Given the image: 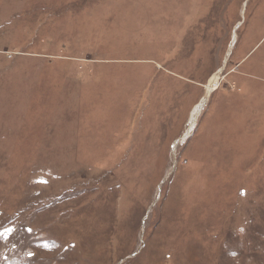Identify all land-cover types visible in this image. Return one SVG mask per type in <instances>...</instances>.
I'll use <instances>...</instances> for the list:
<instances>
[{
  "label": "rangeland",
  "instance_id": "374dc122",
  "mask_svg": "<svg viewBox=\"0 0 264 264\" xmlns=\"http://www.w3.org/2000/svg\"><path fill=\"white\" fill-rule=\"evenodd\" d=\"M0 264H264V0H0Z\"/></svg>",
  "mask_w": 264,
  "mask_h": 264
},
{
  "label": "bare ground",
  "instance_id": "6f19581e",
  "mask_svg": "<svg viewBox=\"0 0 264 264\" xmlns=\"http://www.w3.org/2000/svg\"><path fill=\"white\" fill-rule=\"evenodd\" d=\"M214 83H215V81L212 83V81L209 83V87H208V91L206 92V94L207 93H209L210 92V90H212V88L214 87ZM214 90H216V88L214 87V89L212 90V91H214ZM207 96H205V98H206ZM203 103H205V102H203ZM201 104L198 108H196L195 109V112H194V114H193V119L195 120V117L197 116V114H198V110H200L201 109V107H202V105H204V104ZM187 138V137H186ZM186 138H184V139H186ZM183 140V139H182Z\"/></svg>",
  "mask_w": 264,
  "mask_h": 264
},
{
  "label": "water",
  "instance_id": "95a60500",
  "mask_svg": "<svg viewBox=\"0 0 264 264\" xmlns=\"http://www.w3.org/2000/svg\"><path fill=\"white\" fill-rule=\"evenodd\" d=\"M225 61H226V59H225ZM225 61H224L223 64H225ZM221 69H222L221 72L224 71V69H225L224 66H221ZM184 138H186V137H184ZM187 139H188V138H186L185 140H187ZM183 142H184V141H183Z\"/></svg>",
  "mask_w": 264,
  "mask_h": 264
}]
</instances>
